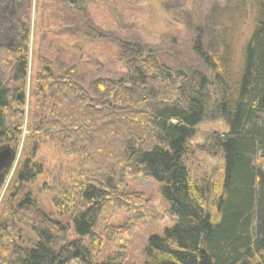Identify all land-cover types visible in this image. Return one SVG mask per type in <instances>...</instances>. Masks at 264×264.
<instances>
[{
  "label": "trees",
  "instance_id": "1",
  "mask_svg": "<svg viewBox=\"0 0 264 264\" xmlns=\"http://www.w3.org/2000/svg\"><path fill=\"white\" fill-rule=\"evenodd\" d=\"M83 10L86 0H61ZM251 31L237 34L247 13ZM28 21V19H27ZM15 43H0V148L14 156L0 169V264H125L117 256L94 263L104 241H123L135 231L147 201L128 190L126 179L151 178L162 185L174 225L153 236L147 264H264V0H236L217 36V51L202 47L194 32L193 53L202 70L176 75L155 50L125 45V73L76 82L74 67L56 73L50 60L29 82L32 110L24 126L29 27L14 24ZM222 120L227 133L208 137L221 172L193 182L185 165L196 127ZM52 144L72 157L66 184L55 187L54 210L45 214L26 188L43 173L37 153ZM127 222L113 227L120 211ZM34 247H22V229ZM73 228L76 239L66 243Z\"/></svg>",
  "mask_w": 264,
  "mask_h": 264
},
{
  "label": "rangeland",
  "instance_id": "2",
  "mask_svg": "<svg viewBox=\"0 0 264 264\" xmlns=\"http://www.w3.org/2000/svg\"><path fill=\"white\" fill-rule=\"evenodd\" d=\"M236 0H86L83 10L61 0H0V43L14 44V24L23 22L29 27L27 98L24 106V126L32 110L29 82L41 69L40 58L51 61L56 73L74 67V79L88 87L97 77L118 79L125 73L120 52L134 45L144 50L153 49L158 59L176 75L199 71L202 68L193 53L195 28L202 34V47L206 52L217 51L219 30L233 14ZM253 14L247 13L238 32L236 51L251 31ZM28 19V21H27ZM222 120L205 121L196 127L195 135L187 144L185 165L193 182L203 183L221 172L222 161L210 148L208 137L227 133ZM24 128L21 144L10 175L0 193L9 191L16 163L22 157ZM37 162L43 173L26 188L36 199L38 207L53 219L66 224L68 215H59L52 205L55 187L66 184L73 168L72 157L64 156L48 143L37 153ZM128 190L141 193L147 201L143 217L134 233L126 240L104 241L94 263L117 256L125 264H147L144 250L153 236H163L165 229L174 225L169 206L164 200L162 185L151 178L126 179ZM128 215L120 211L112 221L113 227L127 222ZM73 228L66 243L76 239ZM33 234L22 229V247L33 248ZM35 241V243H34ZM34 243V244H33ZM71 264H77L72 261Z\"/></svg>",
  "mask_w": 264,
  "mask_h": 264
},
{
  "label": "water",
  "instance_id": "3",
  "mask_svg": "<svg viewBox=\"0 0 264 264\" xmlns=\"http://www.w3.org/2000/svg\"><path fill=\"white\" fill-rule=\"evenodd\" d=\"M14 154L8 149L0 148V169L6 167V165L11 161Z\"/></svg>",
  "mask_w": 264,
  "mask_h": 264
}]
</instances>
